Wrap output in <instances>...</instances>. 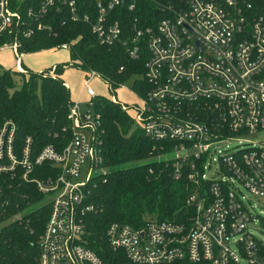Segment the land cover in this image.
<instances>
[{
	"label": "built area",
	"instance_id": "built-area-1",
	"mask_svg": "<svg viewBox=\"0 0 264 264\" xmlns=\"http://www.w3.org/2000/svg\"><path fill=\"white\" fill-rule=\"evenodd\" d=\"M118 6L132 11L135 1L95 0L91 30L99 44L121 41L131 59H144L143 73L133 76L146 86L142 105L119 104L155 143V158L170 161L173 177L191 183L190 214L182 222L147 218L138 228L109 224L107 262L88 247L89 217L100 210L91 187L103 131L89 84L102 77L87 70V108L70 103L71 136L60 149L48 144L34 153L30 137L17 149L15 123L0 126V177L10 173L34 184L49 205L37 264H264V239L254 233L256 225L264 228V0H167L159 3L161 18L143 24L135 17L125 38L109 16ZM55 13L83 22L91 16L75 0H0V51L14 53L16 69L21 38L52 32L46 20ZM195 109L204 115H193ZM44 165L35 176V167ZM82 166L85 180H76Z\"/></svg>",
	"mask_w": 264,
	"mask_h": 264
},
{
	"label": "trees",
	"instance_id": "trees-1",
	"mask_svg": "<svg viewBox=\"0 0 264 264\" xmlns=\"http://www.w3.org/2000/svg\"><path fill=\"white\" fill-rule=\"evenodd\" d=\"M134 1L132 11L126 6H118L109 13L110 18L120 23L123 38L133 33L135 17L143 24H151L161 18L159 3L167 0ZM75 2L90 11L89 22L73 21L70 16H57L55 13L46 20L52 24V32L34 30L31 36L22 37V50L29 52L67 43L69 65L83 72L93 70L99 73L110 84L107 85L110 91L129 76L142 74L144 59H131L121 41L110 46L98 43L90 27L96 12L95 0ZM28 22L33 23L32 20ZM120 67L123 70L119 71ZM45 70L31 71L27 78L15 70L6 69L0 74V126L5 120L15 123L17 149L26 137L31 138L34 153L48 144L60 149L71 136L67 113L72 101L62 78L63 65L52 75ZM16 77L21 84L18 90L14 88ZM132 89L142 96L145 85L134 81ZM91 102L103 131L99 138L100 155L102 166L108 172L92 179L91 201L100 210L89 217L88 247L107 262L113 255L103 238L109 224L117 222L138 228L147 218L182 222L190 214L185 200L192 186L186 176L173 177L170 161L151 158L157 153L152 152L155 143L143 134L131 114L119 103L103 97L92 98ZM204 113L205 109L193 111L197 117ZM44 168L45 165L36 166L35 176H40ZM0 186L3 189L0 198V264H37V242L48 217L49 205L34 184L10 173L0 177ZM28 204L37 206L15 221L3 222Z\"/></svg>",
	"mask_w": 264,
	"mask_h": 264
},
{
	"label": "rangeland",
	"instance_id": "rangeland-1",
	"mask_svg": "<svg viewBox=\"0 0 264 264\" xmlns=\"http://www.w3.org/2000/svg\"><path fill=\"white\" fill-rule=\"evenodd\" d=\"M55 46L47 49L45 48V50L40 48V50H34L29 52H24V50H22L21 48L20 49L22 53L21 61L23 62V63L21 62L20 64L21 70L14 69L16 64V58L14 56V53H12L11 50L9 49L1 50L0 74L6 69L15 70L16 72L18 73L20 72L21 74L24 75L25 78H27L31 71L37 72V70L39 69L45 70L47 67H50L52 63L59 62V64H56L55 66H51L45 71L46 72L53 71L55 73L56 69H58L60 66L63 65L64 71L62 77L68 83L66 85L67 87L70 88L71 93L75 97L73 102L79 103L81 109L85 110L87 108V101L90 99V97L87 96L83 91V85L85 81L84 72L78 69L77 67L70 66L69 64H71L70 63L71 60H69L70 58L67 56L68 52L66 50L55 49ZM133 79H134L133 75L129 76V78L124 81L123 85H119L118 83L119 86H117L113 91H110L107 87V84L104 82L102 78H100L99 76H94L93 78L90 79L89 82L92 91L95 95L92 98L103 97V98H109L111 100L113 98L116 100L115 101L116 103L120 102L124 105L132 106V107L141 106L142 105L141 97L132 89ZM16 80L17 82L14 88L18 90L19 88H21V84L18 82L19 77H16ZM112 102L114 101L112 100ZM83 134L86 137H88V131L83 132ZM259 137H264V135L261 134L259 135ZM256 138L257 137H251V136L244 137V139L246 140H253ZM228 144L230 146V149L233 150L235 148L236 142L234 140H230ZM151 158H155V156H152ZM107 172H108L107 168L102 166V163H100L98 167L97 175L104 174ZM85 176H86V167L82 166L79 176L76 178V180H85ZM242 190L246 196H250L247 192L244 191L243 188ZM36 206L37 204H33V205L28 204L24 208L17 210L13 216L4 219L3 222L8 223L15 221L17 220L18 217L23 216L29 209H32ZM254 233L259 238L264 239V228H261L260 225H256Z\"/></svg>",
	"mask_w": 264,
	"mask_h": 264
},
{
	"label": "crops",
	"instance_id": "crops-1",
	"mask_svg": "<svg viewBox=\"0 0 264 264\" xmlns=\"http://www.w3.org/2000/svg\"><path fill=\"white\" fill-rule=\"evenodd\" d=\"M43 50H45V49H43ZM68 52V51H67ZM67 56L69 57V55H68V53H67ZM22 62V61H21ZM23 63V62H22ZM56 64H59V62H56V63H52L51 65H50V67L51 66H55ZM16 67H17V62H16V64H15V68L14 69H16ZM50 67H47L46 69H48V68H50ZM39 71H42L41 69H39V70H37V72H39ZM63 78V77H62ZM63 81H64V84L66 85V84H68L65 80H64V78H63ZM67 86V85H66ZM68 89H69V93H70V99H71V101H73L74 99H75V97H74V95L71 93V91H70V88L68 87Z\"/></svg>",
	"mask_w": 264,
	"mask_h": 264
}]
</instances>
